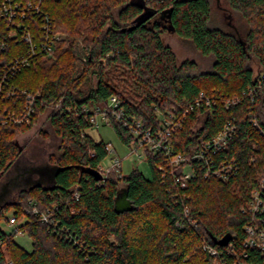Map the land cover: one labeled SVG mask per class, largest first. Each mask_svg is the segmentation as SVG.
<instances>
[{
  "label": "trees",
  "instance_id": "obj_1",
  "mask_svg": "<svg viewBox=\"0 0 264 264\" xmlns=\"http://www.w3.org/2000/svg\"><path fill=\"white\" fill-rule=\"evenodd\" d=\"M223 1L225 7L219 0L41 1L54 32L62 37L53 58L37 59L22 69L5 85L15 93L0 96V117L19 114L27 95L34 99L28 124H0V180L21 160L17 137L43 116L59 145L46 159L47 169H54L51 182L30 183L0 205V264H208L204 244L221 249L217 242L226 235L242 239V227L251 218L241 209L264 178V85L255 91L252 104L244 97L225 109L221 100L242 95L264 73V0ZM156 16L207 65L179 62L163 42L166 27ZM28 19L37 33V18ZM7 25L0 19L1 39L8 34ZM24 50L20 38L8 40L0 49V72ZM200 93L216 101L190 113L170 145L191 155L230 121L235 136L218 158L240 162L236 177L223 182L200 174L178 191L173 176L184 166L171 168L160 154L146 149L149 177L134 169L128 175L112 173L100 184L85 172L106 163L107 153L105 142L88 134V119L73 117L75 109L105 108L115 97L126 118L155 129L157 113L180 111ZM109 126L121 143L136 145L121 124L111 120ZM30 147L23 149L35 159ZM122 197L128 207L118 210ZM184 208L196 228L175 226L185 222ZM33 209L48 214L51 224L40 222ZM11 216L30 250L17 241L13 228H1L10 225ZM249 261L259 264L262 259L251 252Z\"/></svg>",
  "mask_w": 264,
  "mask_h": 264
},
{
  "label": "built area",
  "instance_id": "obj_2",
  "mask_svg": "<svg viewBox=\"0 0 264 264\" xmlns=\"http://www.w3.org/2000/svg\"><path fill=\"white\" fill-rule=\"evenodd\" d=\"M42 0H0V19L7 21L8 34L5 38H0V49L7 47L8 40L20 38L24 44L23 53L11 58L0 72V96L10 97L15 92L14 89H6L8 81L14 78L22 69L32 65L37 59H50L54 57L55 43L59 40V34L54 32L53 24L48 15L42 11L40 3ZM37 18L35 25L38 27L37 33H32L29 19ZM40 20V21H38ZM264 85V73H261L255 81L254 87L249 86L242 95L226 97L221 100L225 109L237 105L243 101V98L254 102L255 91L260 90ZM25 95L24 92H21ZM26 104L19 114L10 113L0 117V124H28L34 114V99L31 95L26 96ZM211 98L200 93L196 99L185 108L177 111L168 110L163 113H157V128L151 129L145 127L141 122L126 118L120 110L118 100L111 97L105 108L98 106H83L81 109L73 111V117L85 116L91 124L92 129H98L101 125H109L113 120L121 124L136 139V145L131 146V153L140 151L143 156V150L160 154L171 168L184 166V169L178 176H173V183L177 190H185L188 184L195 179L197 175H203L204 178L213 177L223 182H228L236 177L240 171V162L236 159L219 160L220 153L226 150L231 139L235 136V126L227 121L221 130L209 140L200 145L197 151L191 155H184L176 152L170 145L171 137L182 128L190 113L200 109H209L215 102ZM60 100L55 107L61 109ZM69 113V110L66 109ZM255 124V123H254ZM104 150L107 153V163H101L96 166V171L100 174V184H103L107 177L114 173H121V159L116 155L115 150L109 143H105ZM163 172L162 167L157 168ZM186 194L183 192L181 196ZM175 199L178 195L175 194ZM187 197V196H186ZM32 212L38 217L39 221L50 225L49 215L33 209ZM242 214L248 215L251 219L242 227L243 237L241 240L238 235L233 234L230 240L221 249L215 248L209 244L203 245V250L209 255L211 261L208 264H256L250 260V253H257L264 264V178L259 186L253 190L246 207L241 209ZM185 222L176 221L175 226L178 229H184L188 224L197 227V222L190 217L189 210L184 208ZM14 217L9 218V224L18 236L21 233L14 227ZM11 264V263H9ZM258 264V263H257Z\"/></svg>",
  "mask_w": 264,
  "mask_h": 264
},
{
  "label": "rangeland",
  "instance_id": "obj_3",
  "mask_svg": "<svg viewBox=\"0 0 264 264\" xmlns=\"http://www.w3.org/2000/svg\"><path fill=\"white\" fill-rule=\"evenodd\" d=\"M221 5L225 7V3L223 0H219ZM216 13V11H214ZM236 18V23L238 25H242L243 20ZM154 19L159 20L156 16ZM161 21V20H159ZM166 27L164 32L161 33V38L167 46H169L173 52L175 53L179 62L183 60H195L199 63H203L202 65H207L206 62L201 59L193 46L184 41L180 37H178L174 31L171 30L170 27H167V23L161 21V24ZM61 35L59 34V39H61ZM45 132V133H44ZM45 134V137L42 135ZM88 134L95 140H102L105 143L111 144L113 149L116 152V155L121 159V173L123 175H128L132 170L137 169L145 177H149V170L147 164L145 162L144 156L141 155L140 151L138 154L131 153L132 147L126 146L117 137L113 128L109 125H101L98 129H90L88 130ZM18 145L20 146L22 151L21 155V166H13L10 172H8L1 180H0V205L9 200H13L15 198V194L19 189L23 187H27L30 183L35 181H41L42 183H47L46 181L51 182L52 172L54 169L48 168L41 164L46 163L47 156L55 154L57 152V146L59 145V141L54 137L53 132L51 131L49 125L46 123V116H43L39 123L34 126L29 132L25 134H21L17 137ZM31 145L29 148L30 151L35 149V159L28 158L30 156L27 155V150L23 148L25 145ZM27 162V163H25ZM104 162L107 163V160ZM32 164V165H30ZM32 167L27 169L28 167ZM27 169V170H26ZM37 169L36 171H34ZM31 174L36 175L35 180H31ZM50 178V179H49ZM128 207V201L122 197L117 200L116 208L118 210H122ZM4 231H10L13 228L12 225L9 226H1ZM17 241L27 250H30V242L25 239L23 236H18Z\"/></svg>",
  "mask_w": 264,
  "mask_h": 264
},
{
  "label": "water",
  "instance_id": "obj_4",
  "mask_svg": "<svg viewBox=\"0 0 264 264\" xmlns=\"http://www.w3.org/2000/svg\"><path fill=\"white\" fill-rule=\"evenodd\" d=\"M20 161V162H19ZM25 163H27V162H25ZM18 165H21V160H18V163H17V166ZM30 165H32V164H30ZM41 165H43L44 167L46 166V163H43V164H41ZM30 168H32L31 166L30 167H28L27 169H30ZM26 169V170H27ZM37 170V169H36ZM35 171V170H34ZM37 172V171H36ZM85 172H88L89 174H91L94 178H95V180L96 181H100L101 180V176H100V174L96 171V170H89V171H85ZM32 175V174H31ZM230 240V235H226L225 237H223L221 240H219L218 242H217V244L218 245H220V246H225L227 243H228V241Z\"/></svg>",
  "mask_w": 264,
  "mask_h": 264
},
{
  "label": "crops",
  "instance_id": "obj_5",
  "mask_svg": "<svg viewBox=\"0 0 264 264\" xmlns=\"http://www.w3.org/2000/svg\"><path fill=\"white\" fill-rule=\"evenodd\" d=\"M21 165H18V167H20ZM35 171H38V170H36L35 169ZM37 173V172H36ZM36 179V175H34V174H32L31 175V180L33 181V180H35ZM35 182H39V181H35Z\"/></svg>",
  "mask_w": 264,
  "mask_h": 264
}]
</instances>
